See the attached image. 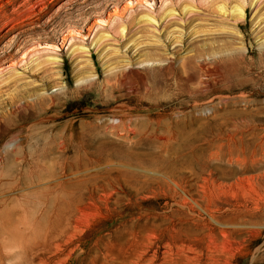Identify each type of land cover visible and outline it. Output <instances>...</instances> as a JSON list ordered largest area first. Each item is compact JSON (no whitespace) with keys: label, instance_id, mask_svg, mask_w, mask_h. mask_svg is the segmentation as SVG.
<instances>
[{"label":"rangeland","instance_id":"rangeland-1","mask_svg":"<svg viewBox=\"0 0 264 264\" xmlns=\"http://www.w3.org/2000/svg\"><path fill=\"white\" fill-rule=\"evenodd\" d=\"M258 2L0 0L4 264H27L61 225L79 235L55 264H119L137 248L264 264ZM79 165L84 182L62 175ZM69 180L59 195L84 210L67 222L45 212Z\"/></svg>","mask_w":264,"mask_h":264},{"label":"bare ground","instance_id":"bare-ground-1","mask_svg":"<svg viewBox=\"0 0 264 264\" xmlns=\"http://www.w3.org/2000/svg\"><path fill=\"white\" fill-rule=\"evenodd\" d=\"M258 1L259 2L257 4V6L258 5L260 6L261 5L260 2L262 0H258ZM233 10H234L233 12L238 13V15H237L238 20L239 19L244 20V18H246V7L245 6L243 8H241L240 6H237V7L235 6V8ZM238 26H241V24ZM235 30H236V28H235ZM74 165H75V163H74ZM115 165H117V164L110 163L105 167V169H110V168L112 169V167ZM118 165L121 166L120 164H118ZM138 170H140L141 172H144V173H149V171L145 168H140ZM88 173H90V170H88L87 166L79 165L78 167H73V166L64 167L62 175H64V177L67 179L71 178L72 180L74 179L75 181L82 183L86 179ZM55 177L58 178L59 175L58 176L56 175ZM69 183H72V182L69 180V182H67L65 184H60V185L57 183L55 184V182H53L51 187L54 189L53 195H55V197H56L53 202H54L55 206L59 205L60 209H58V206H56L58 210H56L55 209L56 207H55L51 211L47 210L45 212L46 214L50 213V216L55 215V217H57V218L61 217L62 219L66 220L67 222H70L71 218L75 217L74 215H76L77 213L80 214L84 210V208L82 207V205H83V199L82 198H80L78 201L70 202L68 199L69 197L67 195L68 193H66V192L63 193L64 196L59 195L60 190H62V192H64V190L66 188H68ZM46 202L51 203V201H46ZM61 226L62 227L58 229L57 238H55V237L52 238L51 241H49L47 243H43L44 245H42V243L39 244L37 242V243H34V244L29 245L27 247L26 252H25L26 257H27V264H55L56 263L55 258L57 255L64 254L63 252H66V251L68 252L70 250L71 246L74 244V241H75L74 239L76 238V236L79 235L78 229H77V227H74L70 231L68 228H66L65 225L64 226L61 225ZM68 226H70V224H68ZM53 240H55V241H53ZM43 241L45 242V240H43ZM43 241H40V242H43ZM144 249L142 248L139 251H138V248H137V251L135 249L134 253L132 254V257H129V259L122 260L121 263L120 262H118V263L119 264H170L169 259H171V258L167 257V254L170 251L169 252L166 251V253H164L165 252L164 251V252H162V256H160L158 251H155L153 254L148 255L147 254L148 251L146 252V250L144 251ZM178 252H179L178 254H180V251H178ZM170 254H172V253H170ZM172 255H171V257H173ZM175 255H176V253H175ZM176 256H178V255H176ZM179 257L185 258L184 254L183 255L180 254ZM182 258H181V261H182ZM187 258L188 257H186V259ZM7 259H9V257H7L5 254L1 253V251H0V264H4L5 260H7ZM176 259L175 260L171 259V262H172L171 264H174L175 263L174 261H178V259L177 260ZM214 260L215 259H213V262H214Z\"/></svg>","mask_w":264,"mask_h":264},{"label":"built area","instance_id":"built-area-1","mask_svg":"<svg viewBox=\"0 0 264 264\" xmlns=\"http://www.w3.org/2000/svg\"><path fill=\"white\" fill-rule=\"evenodd\" d=\"M0 159H1V157H0Z\"/></svg>","mask_w":264,"mask_h":264}]
</instances>
